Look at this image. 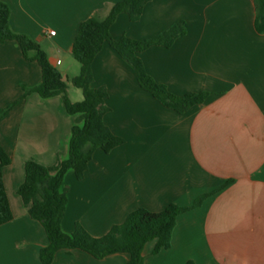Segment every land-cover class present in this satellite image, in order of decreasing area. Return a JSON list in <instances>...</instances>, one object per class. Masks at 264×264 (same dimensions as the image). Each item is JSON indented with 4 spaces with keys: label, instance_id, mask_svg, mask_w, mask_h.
I'll return each mask as SVG.
<instances>
[{
    "label": "crops",
    "instance_id": "1",
    "mask_svg": "<svg viewBox=\"0 0 264 264\" xmlns=\"http://www.w3.org/2000/svg\"><path fill=\"white\" fill-rule=\"evenodd\" d=\"M15 33L46 52L66 80L80 74L73 56L79 26L104 20L124 0H1ZM178 22L187 34L171 48L140 54L148 74L173 95L209 94L186 114L165 107L142 89L133 68L108 44L92 65L93 88L108 92L104 124L124 144L97 149L83 180L64 179L67 209L62 230L76 225L102 237L138 209L159 213L171 204L196 209L180 215L172 245L157 255L147 245L145 264H264V33L256 29L254 0H150L139 21L121 14L111 28L118 39H152ZM55 32V35H51ZM60 62V64H58ZM43 82L35 61L14 41L0 42V147L12 158L4 183L14 215L0 227V264H41L49 245L18 191L30 160L53 166L69 157L78 116L62 96L27 94ZM72 103L83 92L69 84ZM116 254L98 260L60 251L53 264H127Z\"/></svg>",
    "mask_w": 264,
    "mask_h": 264
},
{
    "label": "trees",
    "instance_id": "2",
    "mask_svg": "<svg viewBox=\"0 0 264 264\" xmlns=\"http://www.w3.org/2000/svg\"><path fill=\"white\" fill-rule=\"evenodd\" d=\"M150 0H124L113 6L104 20L91 18L83 22L73 46V56L80 64V74L70 80L54 68L42 47L26 35L15 33L10 24L11 10L0 0V42L14 41L21 47L27 61L37 62L43 72L42 84L34 89L24 87L27 94L37 93L43 99L62 96L67 113L78 116L72 129L69 157L53 166H44L35 160L25 165V180L18 194L22 198L31 218L45 229L49 245L40 252L41 264H53L60 251L81 250L98 260L116 254L129 256L127 264H145V250L155 243L154 255L169 250L172 235L180 215L198 208L207 196L201 197L191 207L171 204L164 211L155 213L138 209L128 216L123 224L114 226L102 237L92 236L83 226L76 225L72 234L62 230L68 197L64 179L69 171H74L78 180H83L97 149L106 154L124 144L104 124V116L109 112L106 106L108 92L105 88H93L92 70L96 56L105 45L113 48L136 73L142 89L151 93L165 107L179 114H186L193 107L203 104L207 93L188 94L178 97L168 88L154 81L148 74L140 54L155 46L171 48L187 34L185 22H178L152 39L138 41L128 36L118 39L111 34V28L121 14H127L135 23L141 18ZM256 9V29L264 33V0H254ZM69 84L82 90L84 99L72 103L68 97ZM11 108L0 114V121ZM12 164V158L0 147V227L14 219L9 197L4 183V170ZM187 264H195L190 261Z\"/></svg>",
    "mask_w": 264,
    "mask_h": 264
},
{
    "label": "built area",
    "instance_id": "3",
    "mask_svg": "<svg viewBox=\"0 0 264 264\" xmlns=\"http://www.w3.org/2000/svg\"><path fill=\"white\" fill-rule=\"evenodd\" d=\"M51 35H52V36L55 35V32H51ZM58 64H60V62H58Z\"/></svg>",
    "mask_w": 264,
    "mask_h": 264
},
{
    "label": "rangeland",
    "instance_id": "4",
    "mask_svg": "<svg viewBox=\"0 0 264 264\" xmlns=\"http://www.w3.org/2000/svg\"><path fill=\"white\" fill-rule=\"evenodd\" d=\"M76 63L78 64V66L80 65L77 61H76ZM67 159H68V158H67ZM67 159H66V160H67ZM64 161H65V160H64Z\"/></svg>",
    "mask_w": 264,
    "mask_h": 264
}]
</instances>
